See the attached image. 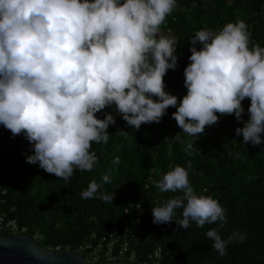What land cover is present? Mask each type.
Listing matches in <instances>:
<instances>
[{
  "label": "clouds",
  "instance_id": "1",
  "mask_svg": "<svg viewBox=\"0 0 264 264\" xmlns=\"http://www.w3.org/2000/svg\"><path fill=\"white\" fill-rule=\"evenodd\" d=\"M177 3L0 0V125L29 141L27 163L65 181L77 169L91 171L98 162L92 143H107V129L115 124L110 112L102 119L96 115L106 107L137 130L159 123L174 107L177 126L192 137L216 124L217 113L234 114L243 123L235 129L243 143L264 144V46L252 43L245 20L196 31L183 72L186 94L178 100L165 90L167 71L177 67L179 40L162 35L161 25ZM188 177V169L177 165L156 182L161 192L180 195L152 208L153 223L175 220L188 229L193 221L201 228L219 221L223 227L225 208L212 196L196 194ZM109 182L108 174L100 183L92 180L81 198L112 203L114 193L100 191ZM246 235L236 230L225 239L219 227L206 232L220 256Z\"/></svg>",
  "mask_w": 264,
  "mask_h": 264
},
{
  "label": "trees",
  "instance_id": "2",
  "mask_svg": "<svg viewBox=\"0 0 264 264\" xmlns=\"http://www.w3.org/2000/svg\"><path fill=\"white\" fill-rule=\"evenodd\" d=\"M240 19L249 25L252 43L264 46V0H178L161 25L162 35L179 40L177 67L167 71L165 90L178 100L186 94L183 72L190 63L189 38L196 31H216ZM249 104L248 98L242 101L245 121ZM175 111L169 107L159 123H145L137 130L114 108L101 110L98 118L105 112L115 118L107 129L109 140L93 142L97 165L91 171L77 169L68 181L27 163L26 156L32 154L29 141L0 125V210H14L9 216L27 226L30 236L41 233L44 239L39 244L46 249L76 247L92 233L104 235L111 228L129 227L137 235L139 260L159 247L162 264H264V144L243 143V137L235 133L243 123L234 114L217 113L216 124L206 126L198 136H189L177 126L172 117ZM261 136L264 139V133ZM189 143L195 148L188 149ZM117 156L119 164L114 163ZM177 165L188 169L196 194L212 196L225 208L223 227L219 221L202 228L193 221L188 229L175 220L153 223L152 208L180 195L156 187L163 174ZM105 174L110 182L100 191L113 192V202L82 199L88 184L92 180L100 183ZM137 204L142 206L141 218ZM217 227L225 239L236 230L247 235L242 243H230L227 254L220 256L206 236Z\"/></svg>",
  "mask_w": 264,
  "mask_h": 264
},
{
  "label": "built area",
  "instance_id": "3",
  "mask_svg": "<svg viewBox=\"0 0 264 264\" xmlns=\"http://www.w3.org/2000/svg\"><path fill=\"white\" fill-rule=\"evenodd\" d=\"M5 194V192H3ZM4 202H1L3 204ZM142 206L137 207L138 216H142ZM14 210L3 212L0 210V231L7 235H27L39 243L44 236L36 232L33 236L28 234L27 226H21L17 219L9 216ZM137 235L129 227L124 229L111 228L104 235L92 233L86 236L76 247L71 245H58L48 249L52 253H73L80 255L87 264H102L106 262L127 261L134 264H162L163 251L156 248L142 260L138 259Z\"/></svg>",
  "mask_w": 264,
  "mask_h": 264
},
{
  "label": "water",
  "instance_id": "4",
  "mask_svg": "<svg viewBox=\"0 0 264 264\" xmlns=\"http://www.w3.org/2000/svg\"><path fill=\"white\" fill-rule=\"evenodd\" d=\"M0 264H87L80 255L52 253L27 235L13 236L0 231ZM102 264H134L127 261Z\"/></svg>",
  "mask_w": 264,
  "mask_h": 264
}]
</instances>
